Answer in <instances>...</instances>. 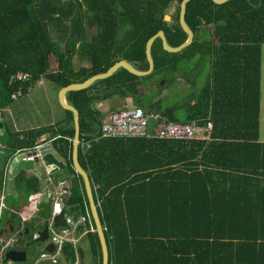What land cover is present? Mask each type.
Returning <instances> with one entry per match:
<instances>
[{"label":"trees","instance_id":"obj_1","mask_svg":"<svg viewBox=\"0 0 264 264\" xmlns=\"http://www.w3.org/2000/svg\"><path fill=\"white\" fill-rule=\"evenodd\" d=\"M181 2L0 0V127L7 133L6 139L0 138L4 145L0 196L12 155L41 140L48 142L67 164L48 176L53 186L69 181L70 199L64 210L74 220L70 228L89 241L90 264H102L103 252L84 179L73 164V112L64 109L66 116L60 121L16 130L3 120L4 111L17 100L12 98L16 90L22 87L25 95L42 79L61 89L105 72L122 59L147 70L146 44L151 36L164 30L172 46L187 39L180 23ZM172 4V20L167 21ZM186 22L195 33L194 41L180 52H169L157 38L152 47L155 68L150 74L138 76L120 67L110 77L66 95L80 112L79 159L100 203L110 264H264V139L260 130L264 0L222 4L190 0ZM38 29L50 43L49 51L57 55L56 69L48 66ZM188 61L206 62L208 79L200 89L168 103L160 94L178 85L179 76L188 72ZM18 71L32 76L26 82H11ZM141 85L146 92L140 96ZM113 97L132 99L144 108L152 128L163 121L212 122L211 139L101 137L104 114L96 104ZM44 183L26 170L9 173L0 232L6 227L22 229L19 241L25 243L44 228V220L53 215L52 206L41 205L39 214L30 220L19 213L22 203L39 194ZM88 211L94 230L88 220H81ZM23 233L29 235L24 238ZM79 249L85 254L79 243L66 240L59 263H77ZM27 251L26 261L12 264H33L46 252L33 244ZM3 258L0 250V263L10 261Z\"/></svg>","mask_w":264,"mask_h":264},{"label":"built area","instance_id":"obj_2","mask_svg":"<svg viewBox=\"0 0 264 264\" xmlns=\"http://www.w3.org/2000/svg\"><path fill=\"white\" fill-rule=\"evenodd\" d=\"M31 76L32 75L29 72L18 71L11 76L10 81L13 83L26 82L31 78ZM22 95L23 89L22 87H20L12 94V98L18 99ZM212 129V122H208L206 124H198L173 121H163L161 124L152 128L150 126V116L146 114L144 108L137 105L130 106L127 104L118 110L110 112L106 116V118L102 122L100 135L101 137H144L148 139H166L182 141L193 139L210 140ZM48 151H52V147L48 142H43L41 140L40 143H38L34 147L20 149L12 155L4 172L3 193L0 196V216L3 208L6 207L4 203L5 186L7 176L10 171L9 167L11 160L16 156H18V158L22 160L41 159L43 155ZM48 181L52 183V178L48 177ZM59 188L60 190H48L46 194L47 197L45 196V200V197H41L42 195H31L28 202L22 203V209L25 210L26 208H30V205L33 204L38 208L39 211L42 203L51 200L53 202V216L57 213H60L64 208L62 194L65 192H70V185L69 183L60 182ZM98 205H100V203H98ZM22 218L24 219L23 215ZM66 218L69 227H66L64 229L54 228L52 230L50 240L55 245V252L51 253L46 251L42 253L40 259H49L51 264L59 263V255L64 242L66 240H73L71 237H69V234L71 232H74L73 227L70 228V225L74 224V220L71 216H67ZM81 220H88L91 225V230H94V226L91 219V213L89 211L87 212L86 216L82 217ZM106 229L107 228L104 226V230ZM61 232H63L62 235ZM0 242V250L1 253L4 254L5 250L9 246L10 241L6 240L4 237H0Z\"/></svg>","mask_w":264,"mask_h":264},{"label":"water","instance_id":"obj_3","mask_svg":"<svg viewBox=\"0 0 264 264\" xmlns=\"http://www.w3.org/2000/svg\"><path fill=\"white\" fill-rule=\"evenodd\" d=\"M189 1L190 0H182L181 11H180V23L184 31L188 35L187 39L178 46H172L168 42V39H167V36L164 30H159L156 34L151 36L146 44V55H147V59L149 62V68L147 70H141L137 68L136 66H134L131 62L125 59H122V60L117 61L107 71L92 75L91 77L87 78L86 80L82 82L70 83L69 85L62 87L59 91V100H60L61 105L63 106V108L71 110L74 114L75 137L73 141V164H74L76 172L80 174L84 179L88 199L90 202L92 216L94 218L97 232H98L99 239H100L101 246H102V252H103V263L102 264H110V252H109L108 241H107V237H106V233L104 230L102 220L100 218L98 204L95 199L90 175L85 170V168L81 165V162L79 159V148L82 142L80 112L74 105L68 102L66 95L69 91L82 90V89L88 88L95 81L110 77L120 67H123L127 69L129 72L135 75H138V76H145V75L150 74L155 68V61H154V57L152 54V47L157 38L162 39V44H163L164 49L169 52H180L184 48L189 46L194 41V38H195V33L193 29L186 22L187 3ZM213 1L217 4H222L228 0H213ZM171 18L172 17L170 14L165 15V20L169 21ZM142 87L143 86H140V93H139L140 96L144 94V92L142 91ZM37 164H42L46 168L47 173L49 174L62 171L67 166L66 162L62 160L61 158H59L53 151H48L43 155L41 159L22 160V159H19L18 156H16L11 160L10 168L12 169V173L14 175H17L21 170H26V171L34 170ZM62 198H63L64 205H66L70 199V193L68 192L63 193ZM53 225L57 228L69 226L64 208L60 213H57L54 215ZM49 229H50V224L47 222L45 224L44 229L37 232V236L34 238V240L31 243H35L39 241L41 242L48 241L50 239ZM28 246L29 245H27L23 250H17V249L10 248L6 250L4 254V258L6 260H11L15 262L26 261ZM45 250L51 253L55 252L56 248H55L54 243L51 241L48 242L47 246L45 247ZM79 251L81 253V256H83L82 249H79ZM79 264H84V263L81 262Z\"/></svg>","mask_w":264,"mask_h":264},{"label":"rangeland","instance_id":"obj_4","mask_svg":"<svg viewBox=\"0 0 264 264\" xmlns=\"http://www.w3.org/2000/svg\"><path fill=\"white\" fill-rule=\"evenodd\" d=\"M29 2V1H28ZM30 3V2H29ZM29 13L34 18V20L37 22V18L34 14V11L32 9V6L29 5L28 8ZM174 12L173 4L168 10V14H172ZM172 18L169 20L171 21ZM40 27V24H36V28ZM38 34L40 38L42 39L43 45L46 48L47 56H48V66L50 69H56L57 66V55L54 54V51H49L50 49V43H48V40L44 34V32L41 29H38ZM48 46V47H47ZM76 60V59H75ZM77 61V60H76ZM206 62H203L201 64L196 63L195 61H188L185 63V66L187 67L188 72L186 75H180L179 76V83L177 86H171L164 88V90L161 92V96L168 102L176 101L187 94H190L191 91L200 89L207 81L208 79V73H209V66ZM264 66V51H263V65ZM192 67V70H191ZM263 71V86L262 89L264 91V69ZM192 79L194 81L191 84L190 80ZM167 82L164 81L163 85H166ZM142 91L146 92V87L144 85H141ZM59 86L49 81L48 79H43L42 81H38L34 83L32 88L30 89L29 93L21 96L19 99L13 101L4 111L3 118L6 122H9L10 126H18L22 127V129H29V128H35L39 126L46 125L47 123L51 121H56L61 118L62 113V105L59 100ZM134 106L135 102L132 99H121L118 98L114 103L111 105V110L113 108L123 107L125 105ZM108 106V104H99V107L103 108ZM110 111V110H109ZM1 113V112H0ZM18 121V122H17ZM261 138L264 139V99L262 101V114H261ZM34 174L39 175L40 177L43 175H47V170L42 164H37L36 168L32 170ZM48 178L47 176H45ZM42 178V177H41ZM46 178H45V185L42 190V196L45 197L48 190H60L59 186H53L51 182L48 181L46 184ZM69 183V181H67ZM51 184V186L49 185ZM51 188V189H48ZM47 197V196H46ZM44 198V200L46 199ZM43 200V201H44ZM24 215V220H30L34 216H37L39 214L38 208L35 205H30V208H26L21 213ZM26 218V219H25ZM72 226V225H71ZM6 230L8 228H5ZM63 232H61V235ZM19 237L18 235H16ZM14 237V236H13ZM69 237H71L75 243H79L81 247L85 250L86 258L88 259L89 254V241L85 235H77L75 232H71L69 234ZM5 239H8L6 235H4ZM16 239V237H15ZM45 245V242H38L37 247H43ZM29 255L31 253L29 252ZM60 257V256H59ZM29 258V257H28ZM43 264H48L47 262H50L49 259H39V264L41 262ZM47 261V262H46ZM12 263L14 261H11ZM36 263V261L34 262ZM33 263V264H34ZM65 264V263H61Z\"/></svg>","mask_w":264,"mask_h":264},{"label":"crops","instance_id":"obj_5","mask_svg":"<svg viewBox=\"0 0 264 264\" xmlns=\"http://www.w3.org/2000/svg\"><path fill=\"white\" fill-rule=\"evenodd\" d=\"M76 60H75V64L78 66L79 65V61H78V58H75ZM263 65V64H262ZM264 69V66H263V68H262V70ZM43 80V79H42ZM42 80H40V81H42ZM262 86H263V71H262ZM30 91V90H29ZM29 91H28V93H29ZM118 99V97H113V98H110V99H106V100H103V101H98L97 102V104H96V106H97V108L98 109H100V110H102L103 111V120L106 118V116L110 113V112H112V111H115V110H117V109H113V110H111L112 108H111V104L112 103H114L116 100ZM129 99V98H128ZM263 99H264V91H263V89H262V101H263ZM103 104V105H105V104H108V106H106V108L105 107H103V108H101V107H99V104ZM62 107V113H61V118L59 119V120H56V121H51V122H49V123H47L46 125H50V124H53V123H55V122H57V121H60V120H62V119H64L65 118V116H66V113H65V108H63V106H61ZM118 108H121V107H118ZM110 110V111H109ZM0 112L2 113V111H1V109H0ZM1 113H0V117H1ZM261 114H262V112H261ZM4 121H5V119H3ZM6 122V121H5ZM18 122V121H17ZM103 122V121H102ZM7 123V125L9 126V127H11V128H14V129H16V130H24V129H22V127H20V126H18V128H16V126H15V124H14V126L12 125V126H10V124H9V122H6ZM0 138H3V139H6V136H7V133L6 132H4V130H3V127L1 126L0 127ZM4 145H2V143H1V140H0V152H2L3 151V147ZM9 169H10V171H9V173H12V169L9 167ZM29 174H33V171H27ZM9 173H8V175H9ZM13 174V173H12ZM47 174V177H50V176H48L49 175V173H46ZM14 175V174H13ZM39 176V175H38ZM45 176L46 175H43V176H41L44 180H45ZM48 179V178H47ZM52 182H53V180H52ZM62 182H65V183H68L67 181H62ZM60 184V183H59ZM50 186H51V184H49ZM59 186V185H58ZM9 190L11 191L12 190V184H10V186H9ZM56 190V189H55ZM38 195H42V191H41V193L40 194H38ZM24 209H20L19 210V213L21 214L22 213V211H23ZM21 216H22V214H21ZM24 216V215H23ZM66 217H67V214H66ZM6 230V229H5ZM2 234H6V231H2V232H0V237H4V235H2ZM0 248H1V242H0ZM27 259H28V251H27ZM1 264H3V263H1ZM6 264H12V262H11V260L9 261V262H7ZM34 264H39V262H36V263H34ZM41 264H43V263H41ZM48 264H51L50 262L48 263ZM58 264H61V263H58Z\"/></svg>","mask_w":264,"mask_h":264},{"label":"flooded vegetation","instance_id":"obj_6","mask_svg":"<svg viewBox=\"0 0 264 264\" xmlns=\"http://www.w3.org/2000/svg\"><path fill=\"white\" fill-rule=\"evenodd\" d=\"M52 206L53 207V202H51V201H47V202H44V203H42V206ZM53 215H52V217L50 218V219H46V220H44V227H45V224L48 222L49 224H50V229H49V234H50V237H51V234H52V230L54 229V228H57V227H55L54 225H53ZM6 228H8V227H6ZM44 229V228H43ZM42 229V230H43ZM4 231H6V236L8 237V239H6V240H8V241H10V243H9V246L7 247V249L6 250H8V249H10V248H12V249H17V250H23L27 245H31V244H33V245H36L37 246V243L38 242H36V243H31L32 242V240L37 236V233L34 235V238L33 239H30V240H26L25 241V243H22V242H20L19 241V237H17L16 235H18L20 232H22V229H19V228H15V227H10V228H8L7 230H3V232ZM41 231V230H40ZM2 235H4V234H2ZM29 234L27 233H23L22 234V237H27ZM14 236V237H13ZM15 237H16V239H15ZM51 240L49 239L48 241H46L45 242V245H43V247H40L39 249H45V247L47 246V244H48V242H50ZM39 242H41V241H39ZM29 246H28V248H29ZM28 248H27V250H28ZM6 250H5V252H6ZM5 252H4V254H5ZM91 258H92V256H89V258L87 259L86 258V256H85V254L83 253V256H81V253H80V256H79V258H78V261H77V263L79 264V263H81V262H83L84 264H86V262L88 263V264H90V261H91ZM4 260H5V258H3ZM85 259V260H84ZM93 259V258H92ZM37 262H39V259L37 260ZM41 263H42V261H40ZM47 262V261H46ZM47 263H49V262H47ZM51 263V262H50Z\"/></svg>","mask_w":264,"mask_h":264}]
</instances>
